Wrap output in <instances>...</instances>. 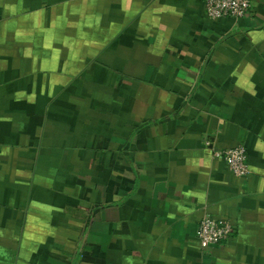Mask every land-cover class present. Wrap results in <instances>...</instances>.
Listing matches in <instances>:
<instances>
[{
  "label": "crops",
  "instance_id": "crops-1",
  "mask_svg": "<svg viewBox=\"0 0 264 264\" xmlns=\"http://www.w3.org/2000/svg\"><path fill=\"white\" fill-rule=\"evenodd\" d=\"M0 264H264V0H0Z\"/></svg>",
  "mask_w": 264,
  "mask_h": 264
},
{
  "label": "built area",
  "instance_id": "built-area-1",
  "mask_svg": "<svg viewBox=\"0 0 264 264\" xmlns=\"http://www.w3.org/2000/svg\"><path fill=\"white\" fill-rule=\"evenodd\" d=\"M253 0H204L205 11L209 18L240 19L247 16ZM215 156L222 157L231 171L238 176L248 173V153L244 144H238L215 151ZM231 222L220 220L205 214L197 226V236L205 245H216L227 240L232 234Z\"/></svg>",
  "mask_w": 264,
  "mask_h": 264
}]
</instances>
